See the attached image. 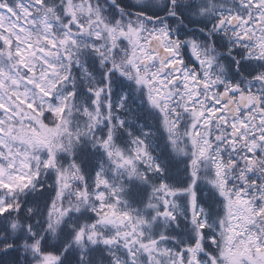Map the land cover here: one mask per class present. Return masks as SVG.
<instances>
[{
    "label": "snow or ice",
    "instance_id": "obj_1",
    "mask_svg": "<svg viewBox=\"0 0 264 264\" xmlns=\"http://www.w3.org/2000/svg\"><path fill=\"white\" fill-rule=\"evenodd\" d=\"M0 264H264V0H0Z\"/></svg>",
    "mask_w": 264,
    "mask_h": 264
}]
</instances>
